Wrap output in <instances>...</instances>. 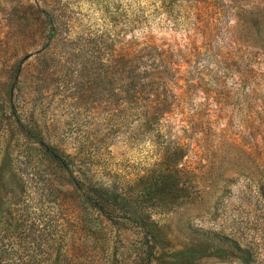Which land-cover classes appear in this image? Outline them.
Segmentation results:
<instances>
[{
  "label": "rangeland",
  "instance_id": "obj_1",
  "mask_svg": "<svg viewBox=\"0 0 264 264\" xmlns=\"http://www.w3.org/2000/svg\"><path fill=\"white\" fill-rule=\"evenodd\" d=\"M131 6L147 18L138 41L222 55L216 85L172 90L183 106L159 131L131 130L109 86L99 94L93 68L83 76L48 33L46 15L66 36L119 14L124 33ZM29 126L80 148L121 205L72 185ZM244 248L264 262V0H0V264H242Z\"/></svg>",
  "mask_w": 264,
  "mask_h": 264
},
{
  "label": "trees",
  "instance_id": "obj_2",
  "mask_svg": "<svg viewBox=\"0 0 264 264\" xmlns=\"http://www.w3.org/2000/svg\"><path fill=\"white\" fill-rule=\"evenodd\" d=\"M158 9L154 8L153 11L156 13ZM126 16L124 33L118 24V17L113 19L109 29L71 31L66 36H63V30L51 16L46 15V23L51 41H65L70 51L74 47L76 57L84 59L80 68L83 76L88 75L87 67L93 68V83L97 85L99 94L109 86L108 92L117 109H121L131 119V130H139L144 125L148 130L159 131L158 122L171 113L174 107L179 104L183 106L182 97L172 90L180 82H183L185 88H198L208 83L216 85L218 79L209 73L222 74V55L214 54L209 58L197 52L190 54L188 59L182 55L176 57L151 42L138 41L136 33L143 34V27L147 23L142 8L131 6ZM127 34L129 39L126 41L124 35ZM205 59H209L206 63L208 67L202 63ZM211 65L215 69H211ZM193 118L188 121L189 128L196 127ZM25 129L30 137L39 141L42 155L59 170L69 174L72 185H84L90 195L106 205H121L118 193L109 186L93 181L89 176L87 166L81 159L80 148L75 154L61 152L43 143L37 127L29 126ZM73 173L78 175L75 177ZM242 252V264H264L250 248H244Z\"/></svg>",
  "mask_w": 264,
  "mask_h": 264
}]
</instances>
